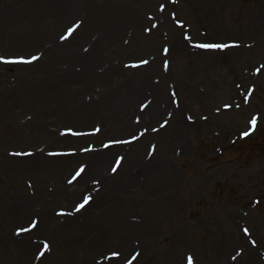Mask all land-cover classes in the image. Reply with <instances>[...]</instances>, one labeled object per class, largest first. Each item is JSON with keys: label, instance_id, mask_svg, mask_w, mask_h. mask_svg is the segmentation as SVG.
<instances>
[{"label": "rangeland", "instance_id": "374dc122", "mask_svg": "<svg viewBox=\"0 0 264 264\" xmlns=\"http://www.w3.org/2000/svg\"><path fill=\"white\" fill-rule=\"evenodd\" d=\"M31 55L0 62V264H264V0H0V56Z\"/></svg>", "mask_w": 264, "mask_h": 264}, {"label": "snow or ice", "instance_id": "6c2138e0", "mask_svg": "<svg viewBox=\"0 0 264 264\" xmlns=\"http://www.w3.org/2000/svg\"><path fill=\"white\" fill-rule=\"evenodd\" d=\"M164 5H161L160 6V11L163 12L164 11ZM82 21L80 23H77L75 24L74 26L72 27H69L67 29V35H62L60 37L61 40H67L69 37L73 36V34L81 27L82 25ZM177 23H180L179 21H177ZM157 25H153L152 27L155 28ZM151 28L149 29H146V31H149L151 32ZM186 39H191L190 37H186ZM195 47H198V48H212V49H225V48H228L230 47V45L228 44H218V43H213V44H197V45H194ZM235 46V45H233ZM85 51H87V49H85ZM165 55H167V53L169 52V49L168 48H164L163 49ZM42 55V54H41ZM41 57L39 55H31L30 59H26L25 57L23 56H20V57H15V58H11V59H7L3 56H0V62H3L5 64H12V63H18V64H29V63H32L33 61H38ZM140 64H148V61L147 60H144V59H141L140 60ZM131 67H139L138 64H133L131 65ZM164 67L167 68L168 67V63L167 61H165V64H164ZM264 68V65H261L260 68H257L256 71L257 73H259L261 71V69ZM142 109L144 108H147L148 105H142L141 106ZM225 107H231V105H225ZM238 107V105H237ZM137 119V122L139 121V117L136 118ZM188 119H191V117H188ZM257 121H258V117L257 116H253L251 121H250V124L252 125L253 128L256 127L257 125ZM168 123V121H164V124L161 125V127H164L166 126ZM67 133H70L72 135H85V133H78V132H74L72 131V129H67L66 130ZM100 129L99 128H95L94 129V132H99ZM148 129L145 128L144 129V132H141L140 133V136H143L145 132H147ZM153 131H157V129H153ZM64 133H62L63 135ZM244 136H247L249 135V133L247 131H245L243 133ZM139 137L136 136V135H133L131 140H138ZM116 143H131L130 140H110L108 144H105L104 147H109L110 144H116ZM90 149H83V151H89ZM152 150L153 152L155 151V145L152 146ZM12 155L14 156H29L31 157L33 155L32 152H14L12 153ZM48 155L50 156H57V155H66V153H56V152H50L48 153ZM123 160V157H120L118 160L115 161V164H116V167H113L111 169V171L113 173H115L118 169V167L120 166V163L121 161ZM85 171V167L84 166H81L76 172H75V175L73 176L72 180L69 181V183H72L74 180H76L78 177H80L82 175V173H84ZM98 183V181H97ZM92 199V197L89 195V196H85L83 198V202L82 203H79L77 206H76V211H80L81 209H83L89 202L90 200ZM59 215H67V213L61 211L59 213ZM37 223L38 221H33L32 224H31V228H35L37 226ZM31 229L30 228H21L19 229L18 231L19 232H27V231H30ZM244 232L245 234H249V230L247 228L244 229ZM253 244H255V241H252ZM43 247L48 250L49 249V245L47 243H45L43 245ZM44 255V253H40V256L42 257ZM121 256V253L119 251H112L111 253V257H120ZM139 256V253H137L136 255H134L132 257L131 260H127V264H133V261L137 259V257ZM107 258V257H106ZM233 259H235V257H233ZM188 264H193L192 262V257L189 256L188 257Z\"/></svg>", "mask_w": 264, "mask_h": 264}, {"label": "bare ground", "instance_id": "6f19581e", "mask_svg": "<svg viewBox=\"0 0 264 264\" xmlns=\"http://www.w3.org/2000/svg\"><path fill=\"white\" fill-rule=\"evenodd\" d=\"M142 78H143L144 84H148L150 82V81H148V75H143ZM153 81H154V79L152 80V82ZM152 87L153 86L150 83V88H152ZM137 89L138 90H135L134 92H131L130 94L127 95V97L125 99L126 100L125 107H129V105L134 104V101H136V100H134V99H136L135 96H138V98L141 96V94H140L141 89H139V88H137ZM133 109H135V105L132 107V111H133ZM93 162L95 165L97 160L94 159ZM94 165H93V167H94ZM93 170H94V168L92 169V171ZM156 234H157V231L155 229L149 230L148 233L140 234L138 236L135 234H132L130 232L120 233V234H118V237H119V242L121 244H118V245H120V247H122V250H124L126 253H128V251L130 249H132V246L135 245L134 242H137V246H139V248H141L140 252H142L146 248L147 243L151 239V237H154ZM255 255H256L255 252L249 253L248 264H249V261H252V263H256V264H260V262H262L261 261L262 259L260 258L258 260L255 257ZM155 264H181V262L178 258V254L174 253V254L169 256V259L166 257L161 262L158 261Z\"/></svg>", "mask_w": 264, "mask_h": 264}]
</instances>
